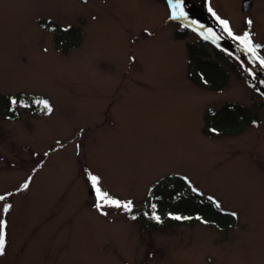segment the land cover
<instances>
[{
    "label": "rangeland",
    "instance_id": "374dc122",
    "mask_svg": "<svg viewBox=\"0 0 264 264\" xmlns=\"http://www.w3.org/2000/svg\"><path fill=\"white\" fill-rule=\"evenodd\" d=\"M242 1L182 4L262 67L264 0L246 12ZM169 14L165 0H0V93L39 95L52 108L0 117V264H264V80ZM217 17L233 35L250 33L255 57ZM53 25L78 29V42L65 47ZM189 47L227 71L220 91L187 78ZM226 103L252 109L257 125L208 137L205 111ZM86 173L132 210L98 211ZM169 176L235 213L236 224L148 226L145 196Z\"/></svg>",
    "mask_w": 264,
    "mask_h": 264
},
{
    "label": "trees",
    "instance_id": "16d2710c",
    "mask_svg": "<svg viewBox=\"0 0 264 264\" xmlns=\"http://www.w3.org/2000/svg\"><path fill=\"white\" fill-rule=\"evenodd\" d=\"M53 29L57 33V40L61 41V43L64 42L65 47H68L71 43L78 42L77 40L80 36L78 29L70 32L71 27L58 28L56 25H53ZM64 29L68 30L65 31ZM190 48L188 49L186 68L187 78L198 87L220 91L227 80V71L215 61L201 59V56L195 54ZM11 97L23 100L30 106H16L15 110H12L9 102ZM39 99L45 98L22 92L14 95L0 93V117L16 119L21 113L44 115L46 113L41 110V106L32 103ZM254 121L256 122L255 124L253 123ZM257 123L258 117L249 107L236 103H226L219 108H208L205 111L202 132L208 137L236 135L243 132L247 127L257 125ZM174 182L181 184L180 179L173 181L171 176L164 177L152 186L145 196L141 216H143V221L148 226L158 228L200 222L208 226H214L220 231H225L236 224V217L220 207H215L214 202L216 201L214 199L210 201L208 199L209 196L194 192L183 184L181 188H177ZM153 204L156 206L155 209L152 208ZM153 211L161 217L162 223H157L151 218ZM169 214L186 216L190 217V219L178 221L172 219ZM196 217L202 218L207 223Z\"/></svg>",
    "mask_w": 264,
    "mask_h": 264
},
{
    "label": "snow or ice",
    "instance_id": "6c2138e0",
    "mask_svg": "<svg viewBox=\"0 0 264 264\" xmlns=\"http://www.w3.org/2000/svg\"><path fill=\"white\" fill-rule=\"evenodd\" d=\"M181 3L182 0H176V3L173 4L172 0H169V6L170 8H172L173 10V14H172V19H176L177 18V9L181 8ZM209 11H211V9H209ZM180 16L185 15L183 13L182 10H180L179 12ZM213 15H215V13H213ZM217 19L219 20V23L221 25H223V28L225 31L228 32L229 36L232 37L233 40H237L239 41L241 44H243L245 46V49L252 53V55L255 57L256 56V49L260 48V45H254L251 41V37H250V33L249 32H245L243 34V36H236L233 35L231 29L229 28V23L226 20H221L219 17H217ZM249 25L252 24V21L249 20L247 22ZM70 27V26H69ZM65 31H67L68 29H64ZM260 65L262 67H264V58L260 59ZM9 102L10 105L12 106V110H15L16 106H23V107H29L30 105L25 103L23 100H18L15 97H11L9 98ZM32 103H35L37 105L41 106V110L44 111L46 114L51 113L52 112V108L49 104V102L45 99H39V100H35ZM254 124L256 123L255 121L253 122ZM213 131H215V129H213ZM88 176V179L93 187V190L96 194V208L98 211L102 210V208L107 205L110 207H115V208H121L124 209L125 211H131V201L128 202H121L120 200L114 199L112 197L109 196V194L107 192H104L101 190V188L99 187V177L92 175L91 173H86ZM31 179V177L29 178V180ZM186 179V178H185ZM29 187V183L26 181L23 185H22V189H27ZM194 192L197 191L195 188L192 189ZM8 196L12 195V193L7 194ZM7 197L6 196H2L0 195V201H6ZM210 201L213 200L212 197L208 198ZM214 206L219 208L220 205L218 202H214ZM12 205L9 203H4L3 204V213L7 214L9 212V210L11 209ZM155 205H152V208L155 209ZM101 214L106 215V213L101 211ZM145 215H147V213H145ZM170 217L174 220H188L190 219V217H182L180 215H172L169 214ZM233 216H235V213H232ZM132 219H135V216L131 217ZM152 219H154L157 223H162L161 217L159 215H157L155 213V211H153L152 213ZM197 219H201L202 222L207 223V221H203L202 218L200 217H196ZM6 228H7V222L4 219H0V256H3L5 254L6 251Z\"/></svg>",
    "mask_w": 264,
    "mask_h": 264
},
{
    "label": "water",
    "instance_id": "95a60500",
    "mask_svg": "<svg viewBox=\"0 0 264 264\" xmlns=\"http://www.w3.org/2000/svg\"><path fill=\"white\" fill-rule=\"evenodd\" d=\"M81 2L85 3L87 0H80ZM168 4H169V0H167ZM251 1L249 0H243V2L241 3V10L243 12H246L247 10H249L251 8ZM172 9V8H171ZM178 16L183 20V24L185 26H187L188 28L192 29L193 31H195L196 33H198L199 35H201L203 38H205L207 41H209L210 43L217 45V44H221V42H226L224 40H219V39H214L212 38L202 27L195 25L192 21H190L187 17L180 16L179 13H177ZM231 46V51L234 52L244 63L247 64V66L249 67V69L253 72L256 71V69H258V66L252 64L251 62H249L248 60H246L235 48V46L230 43Z\"/></svg>",
    "mask_w": 264,
    "mask_h": 264
}]
</instances>
